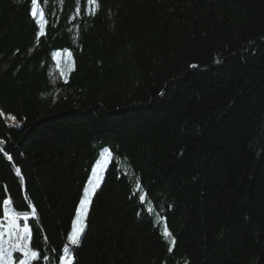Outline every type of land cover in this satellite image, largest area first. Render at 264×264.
I'll return each mask as SVG.
<instances>
[{
	"label": "trees",
	"instance_id": "obj_1",
	"mask_svg": "<svg viewBox=\"0 0 264 264\" xmlns=\"http://www.w3.org/2000/svg\"><path fill=\"white\" fill-rule=\"evenodd\" d=\"M98 2L0 0V222L58 264L106 152L73 264H264V0Z\"/></svg>",
	"mask_w": 264,
	"mask_h": 264
},
{
	"label": "snow or ice",
	"instance_id": "obj_2",
	"mask_svg": "<svg viewBox=\"0 0 264 264\" xmlns=\"http://www.w3.org/2000/svg\"><path fill=\"white\" fill-rule=\"evenodd\" d=\"M44 3H48V0H44ZM80 4L81 0H76V11L77 14L80 12ZM87 4L90 7L87 14L90 16H95L96 11L99 8L98 0H87ZM31 5V16L36 21V23L40 26V31L36 33L37 40L41 35L45 34V25L47 24V20L45 18V11L43 7L38 6V0H30ZM39 13V18H37ZM64 54L68 57L69 64L72 63L71 51L65 49L63 50ZM61 55V52L55 51L52 53L53 60H56L57 57ZM190 67H197L196 65H190ZM63 74V73H61ZM67 81L65 80V83ZM3 115V113H0ZM13 121H15V117H9ZM9 161H11V156L8 157ZM100 160L95 162V165L91 169V175L88 177L87 183L83 187V194L80 197L79 204L75 208V216L71 220V230L66 234V243L63 244L62 247V255L58 257V264H73L74 260V250L78 248L81 244V237L85 231V221L88 215V209L91 204V198L95 193L96 188L98 187L97 181L100 179V173L98 169L102 168ZM17 175H20V169H15ZM136 188L141 190V194L139 195V201L143 204L147 202L148 208L147 211L149 214H154L155 209L152 206V202L146 198V195L143 194V190L141 188L139 180L136 182ZM3 204L7 206L9 204L8 200H4ZM33 213H35V208L32 209ZM4 215L8 217L7 223H0V264H33L38 258H40V254L38 251L33 250L30 246V229L29 225L26 223L23 227H20L16 220L19 218L17 216L11 215L7 209L4 212ZM139 215V213H138ZM25 220L28 219L27 213L24 214L23 217ZM162 219L161 216L156 215L155 220L159 222ZM163 239L169 243L168 252H173V246L176 243L175 238L172 236V233L169 231L167 225L165 224L162 231ZM14 253H19L20 256L14 257ZM22 257V258H21ZM44 260H48V256L42 257Z\"/></svg>",
	"mask_w": 264,
	"mask_h": 264
},
{
	"label": "rangeland",
	"instance_id": "obj_3",
	"mask_svg": "<svg viewBox=\"0 0 264 264\" xmlns=\"http://www.w3.org/2000/svg\"><path fill=\"white\" fill-rule=\"evenodd\" d=\"M53 62H54V68H53V71H52V73H51V81H52V83L53 82H55L56 81V77H57V75L54 73V72H59L58 73V75L60 76V78L61 79H63V78H65V76H66V72H67V70H68V65H66L65 64V61H64V56L63 55H60L59 57H57V59L56 60H53ZM61 73H63V74H61ZM9 118V117H8ZM10 119V118H9ZM4 122L6 123V124H8L10 127L11 126H13V125H18L16 122L14 123V124H10V120H4ZM15 127H17V126H15ZM1 140V139H0ZM109 159H110V156L108 155V153H103L102 155H101V157H100V161H101V164L103 165V167L102 168H100V169H98V171H99V173H100V179L97 181V183H98V186H99V184H100V182H101V179H102V176H103V173H104V170H105V168H106V166L108 165V163H109ZM90 175H91V172H90ZM89 175V176H90ZM98 188V187H97ZM96 188V189H97ZM27 220H25V219H21V220H16V223L20 226V227H23L24 226V224H25V222H26ZM0 223H4V224H6L7 223V221H1ZM20 223H22V224H20ZM14 255V257H17V256H20V254L19 253H14L13 254ZM22 258V257H21Z\"/></svg>",
	"mask_w": 264,
	"mask_h": 264
},
{
	"label": "built area",
	"instance_id": "obj_4",
	"mask_svg": "<svg viewBox=\"0 0 264 264\" xmlns=\"http://www.w3.org/2000/svg\"><path fill=\"white\" fill-rule=\"evenodd\" d=\"M1 119L4 121V120H10V121H13L12 119H9L8 117H5L3 115H0ZM14 122V121H13ZM4 146V141L3 140H0V148Z\"/></svg>",
	"mask_w": 264,
	"mask_h": 264
},
{
	"label": "bare ground",
	"instance_id": "obj_5",
	"mask_svg": "<svg viewBox=\"0 0 264 264\" xmlns=\"http://www.w3.org/2000/svg\"><path fill=\"white\" fill-rule=\"evenodd\" d=\"M15 123V121L13 122V121H10V124H14ZM13 126H15V125H13ZM5 210H6V208H4V212H5Z\"/></svg>",
	"mask_w": 264,
	"mask_h": 264
}]
</instances>
